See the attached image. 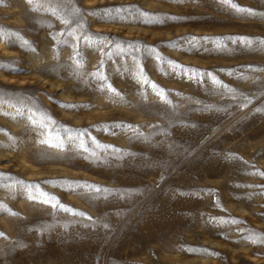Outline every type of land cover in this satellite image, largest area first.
I'll use <instances>...</instances> for the list:
<instances>
[{"label":"rangeland","instance_id":"374dc122","mask_svg":"<svg viewBox=\"0 0 264 264\" xmlns=\"http://www.w3.org/2000/svg\"><path fill=\"white\" fill-rule=\"evenodd\" d=\"M232 3L0 0V264H264V0Z\"/></svg>","mask_w":264,"mask_h":264},{"label":"snow or ice","instance_id":"6c2138e0","mask_svg":"<svg viewBox=\"0 0 264 264\" xmlns=\"http://www.w3.org/2000/svg\"><path fill=\"white\" fill-rule=\"evenodd\" d=\"M28 3H30V4H34V3H36V0H28ZM221 3H224V4H229L231 7H233V8H235L238 12H242V13H249V14H255L252 10H250V9H244V8H241V7H239L238 5H235V4H233L232 3V0H221ZM80 11V9L79 8H75L74 9V12H76V13H78ZM90 14H92V15H96L97 13L96 12H92V13H90ZM65 22H67V21H65ZM3 38V36H2V34H0V39H2ZM236 39H239L242 43H244V44H251L252 43V41L249 39V38H236ZM260 43H264V41H261ZM161 94V96L163 97V93H160ZM53 207H55L56 205L54 204V205H52ZM253 242H255V241H253Z\"/></svg>","mask_w":264,"mask_h":264}]
</instances>
